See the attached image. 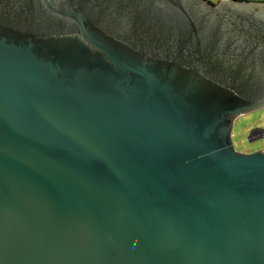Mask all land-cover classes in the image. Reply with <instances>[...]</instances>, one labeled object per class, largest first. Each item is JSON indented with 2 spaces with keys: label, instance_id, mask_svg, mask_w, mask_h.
<instances>
[{
  "label": "water",
  "instance_id": "95a60500",
  "mask_svg": "<svg viewBox=\"0 0 264 264\" xmlns=\"http://www.w3.org/2000/svg\"><path fill=\"white\" fill-rule=\"evenodd\" d=\"M255 4L0 0V264H264Z\"/></svg>",
  "mask_w": 264,
  "mask_h": 264
},
{
  "label": "rangeland",
  "instance_id": "374dc122",
  "mask_svg": "<svg viewBox=\"0 0 264 264\" xmlns=\"http://www.w3.org/2000/svg\"><path fill=\"white\" fill-rule=\"evenodd\" d=\"M211 3L217 4L223 0H208ZM247 2H257L255 5L258 7H264V0H244ZM261 1V2H258ZM258 125L264 127V108L256 109L254 111L245 113L238 116L233 121L232 126V142L235 150L240 152H252L259 149L264 150V136L261 138L253 139L249 141L248 133L251 125Z\"/></svg>",
  "mask_w": 264,
  "mask_h": 264
},
{
  "label": "flooded vegetation",
  "instance_id": "af4514ba",
  "mask_svg": "<svg viewBox=\"0 0 264 264\" xmlns=\"http://www.w3.org/2000/svg\"><path fill=\"white\" fill-rule=\"evenodd\" d=\"M238 1H244V0H238ZM247 2V1H246ZM258 2H261V1H258ZM255 3H257V2H255ZM259 58H260V65H262V68L264 69V53H263V56L261 55V54H259ZM264 108V107H263ZM261 109V108H260ZM255 126H258L257 124L256 125H251V127H250V129L252 128V127H255ZM259 127V126H258ZM250 129H249V131H250ZM263 149V148H262Z\"/></svg>",
  "mask_w": 264,
  "mask_h": 264
}]
</instances>
